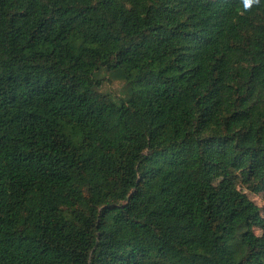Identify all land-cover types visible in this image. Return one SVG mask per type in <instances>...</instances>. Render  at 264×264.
I'll return each mask as SVG.
<instances>
[{"label":"trees","instance_id":"1","mask_svg":"<svg viewBox=\"0 0 264 264\" xmlns=\"http://www.w3.org/2000/svg\"><path fill=\"white\" fill-rule=\"evenodd\" d=\"M239 185L264 192V0H0V264H264Z\"/></svg>","mask_w":264,"mask_h":264},{"label":"rangeland","instance_id":"2","mask_svg":"<svg viewBox=\"0 0 264 264\" xmlns=\"http://www.w3.org/2000/svg\"><path fill=\"white\" fill-rule=\"evenodd\" d=\"M100 77H104L106 80L101 88L104 93L110 94L115 100L126 99L128 92L127 84L125 81L117 79L110 80V75L106 74L105 72H102L100 74ZM238 189L242 193H245L249 197V199L252 200L260 208L261 215L264 217V192H261L260 194H254L246 190L243 185H239ZM256 234L262 235V231L256 229Z\"/></svg>","mask_w":264,"mask_h":264},{"label":"snow or ice","instance_id":"3","mask_svg":"<svg viewBox=\"0 0 264 264\" xmlns=\"http://www.w3.org/2000/svg\"><path fill=\"white\" fill-rule=\"evenodd\" d=\"M251 2H252V0H247V3H249V4H250Z\"/></svg>","mask_w":264,"mask_h":264}]
</instances>
